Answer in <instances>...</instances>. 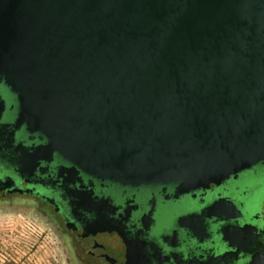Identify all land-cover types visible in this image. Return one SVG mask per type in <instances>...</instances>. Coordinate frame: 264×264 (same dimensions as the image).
Masks as SVG:
<instances>
[{
  "label": "water",
  "instance_id": "water-1",
  "mask_svg": "<svg viewBox=\"0 0 264 264\" xmlns=\"http://www.w3.org/2000/svg\"><path fill=\"white\" fill-rule=\"evenodd\" d=\"M1 82L90 176L209 190L264 163V0H0Z\"/></svg>",
  "mask_w": 264,
  "mask_h": 264
},
{
  "label": "flooded vegetation",
  "instance_id": "flooded-vegetation-1",
  "mask_svg": "<svg viewBox=\"0 0 264 264\" xmlns=\"http://www.w3.org/2000/svg\"><path fill=\"white\" fill-rule=\"evenodd\" d=\"M0 83V208L27 211L66 264H264V163L218 187L100 180L17 125ZM2 180V181H1Z\"/></svg>",
  "mask_w": 264,
  "mask_h": 264
},
{
  "label": "rangeland",
  "instance_id": "rangeland-1",
  "mask_svg": "<svg viewBox=\"0 0 264 264\" xmlns=\"http://www.w3.org/2000/svg\"><path fill=\"white\" fill-rule=\"evenodd\" d=\"M9 230L12 234L8 244L12 245L9 247L12 251H8V257L5 249L0 250V264L7 263L6 256L13 264H66L51 230L27 211L0 208V243L7 239Z\"/></svg>",
  "mask_w": 264,
  "mask_h": 264
},
{
  "label": "crops",
  "instance_id": "crops-1",
  "mask_svg": "<svg viewBox=\"0 0 264 264\" xmlns=\"http://www.w3.org/2000/svg\"><path fill=\"white\" fill-rule=\"evenodd\" d=\"M11 234H12V230H9V232H6L7 239L6 240L4 239V242L0 243V250H4L5 249V251H7L6 254H7L8 257H10L9 254H8V251H12V249H9V247L12 248L11 247L12 245L8 244V242L10 240L9 238H11ZM18 247L19 246H16V249H17L16 251H19ZM7 256H6V262H7L6 264H13L11 262V260ZM13 256H14V254H13ZM30 259H32V258H30ZM14 262L17 263L16 261H14Z\"/></svg>",
  "mask_w": 264,
  "mask_h": 264
}]
</instances>
